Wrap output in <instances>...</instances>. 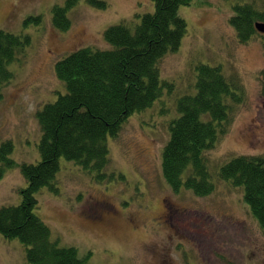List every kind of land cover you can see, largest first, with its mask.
<instances>
[{
    "label": "rangeland",
    "instance_id": "1",
    "mask_svg": "<svg viewBox=\"0 0 264 264\" xmlns=\"http://www.w3.org/2000/svg\"><path fill=\"white\" fill-rule=\"evenodd\" d=\"M99 1L107 7L73 0L70 28L63 32L53 24V7L70 0H0V30L31 40L9 65L13 78L0 94V208L21 204L28 186L21 168L41 160L38 113L67 91L56 64L82 48L111 49L108 28L135 26L136 15L155 11L154 0ZM251 2L264 11V0H192L181 6L187 33L159 65L167 85L117 137L109 136L105 178L61 158L55 185L37 193L35 210L60 247L76 248L88 264H264V233L243 188L220 180L213 193L198 196L185 186L174 190L163 172L170 124L180 115L178 101L196 93L200 65L221 66L239 86L229 102V131L206 153L211 168L238 156L264 157V38L258 34L242 43L230 23L235 6ZM9 142L5 162L1 148ZM0 264H32L19 238L0 232Z\"/></svg>",
    "mask_w": 264,
    "mask_h": 264
},
{
    "label": "trees",
    "instance_id": "2",
    "mask_svg": "<svg viewBox=\"0 0 264 264\" xmlns=\"http://www.w3.org/2000/svg\"><path fill=\"white\" fill-rule=\"evenodd\" d=\"M90 1L107 7L105 1ZM191 1L154 0L155 11L136 15L137 25L122 22L106 30L111 49L82 48L56 64V75L67 91L38 113L41 160L21 168L28 181L21 204L0 208V232L21 240L30 263L88 264L76 248L60 247L52 238L50 227L35 213L36 195L46 186L54 187L62 157L97 171L100 179L106 177L104 170L111 163L109 136L117 137L133 114L145 111L163 94L167 84L162 83L159 65L168 53L179 49L188 30L179 11ZM73 6L70 0L66 7H53L56 29L70 28L68 11ZM257 21H264V11L252 2L235 6L230 19L242 43L258 36ZM30 42V37L0 30V94L13 78L9 65ZM197 77L196 93L178 101L180 115L170 124V139L163 151L165 178L174 190L185 186L198 196L213 193L220 180L243 188L244 199L264 233V157L238 156L219 170H213L206 157L229 131V102L236 99L234 89L239 86L221 66L200 65ZM12 147L9 142L1 148L5 162Z\"/></svg>",
    "mask_w": 264,
    "mask_h": 264
},
{
    "label": "water",
    "instance_id": "3",
    "mask_svg": "<svg viewBox=\"0 0 264 264\" xmlns=\"http://www.w3.org/2000/svg\"><path fill=\"white\" fill-rule=\"evenodd\" d=\"M255 28L258 31V33L264 35V22L258 21L255 23Z\"/></svg>",
    "mask_w": 264,
    "mask_h": 264
},
{
    "label": "flooded vegetation",
    "instance_id": "4",
    "mask_svg": "<svg viewBox=\"0 0 264 264\" xmlns=\"http://www.w3.org/2000/svg\"><path fill=\"white\" fill-rule=\"evenodd\" d=\"M262 36H264V35L262 34ZM100 217H101V216H99V217H96V219H100Z\"/></svg>",
    "mask_w": 264,
    "mask_h": 264
}]
</instances>
